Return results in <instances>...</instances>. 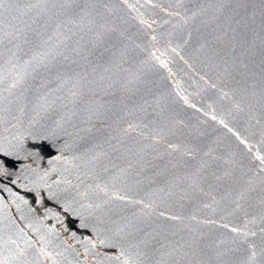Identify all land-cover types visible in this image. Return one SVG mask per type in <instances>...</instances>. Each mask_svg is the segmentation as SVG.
I'll return each mask as SVG.
<instances>
[{
    "label": "water",
    "instance_id": "water-1",
    "mask_svg": "<svg viewBox=\"0 0 264 264\" xmlns=\"http://www.w3.org/2000/svg\"><path fill=\"white\" fill-rule=\"evenodd\" d=\"M0 264H264V0H0Z\"/></svg>",
    "mask_w": 264,
    "mask_h": 264
}]
</instances>
